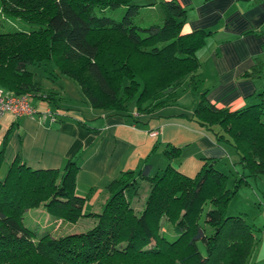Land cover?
Returning a JSON list of instances; mask_svg holds the SVG:
<instances>
[{
    "label": "trees",
    "instance_id": "16d2710c",
    "mask_svg": "<svg viewBox=\"0 0 264 264\" xmlns=\"http://www.w3.org/2000/svg\"><path fill=\"white\" fill-rule=\"evenodd\" d=\"M138 1L0 0L4 16L33 27L0 32V89L56 102L29 70L51 63L81 88L93 109L134 121V113L151 115L175 105L187 81L197 92V52L209 33L183 34L186 12L175 1L163 3L161 24L141 28L135 23L144 7ZM119 8L126 9L120 21L96 15ZM259 97V104L230 112L215 107L203 92L194 112L219 143L233 149L245 174L222 172L211 161L195 178L173 166L151 176L146 165L111 183L112 196L97 215L83 213L77 159L60 170H33L19 156L7 166L5 149L0 150V264H249L264 229L251 225L245 214L227 216V209L249 178L264 176V92ZM166 154L174 158L181 151L167 148ZM144 181L150 192L138 214L133 201ZM39 207L57 221L97 222L80 234H36L24 218ZM164 221L172 236L163 231Z\"/></svg>",
    "mask_w": 264,
    "mask_h": 264
},
{
    "label": "crops",
    "instance_id": "0c3cea01",
    "mask_svg": "<svg viewBox=\"0 0 264 264\" xmlns=\"http://www.w3.org/2000/svg\"><path fill=\"white\" fill-rule=\"evenodd\" d=\"M169 1L177 2L186 12L183 34L209 33L205 46L197 52L198 91L189 88L187 81L178 90L175 105L151 115L134 113V121L120 112L93 109L75 82L60 76L54 66L45 68L39 83L44 91L54 93L56 102L33 96L30 103L37 112L33 117L17 119L7 113L0 118V150L5 149L7 166L19 156L33 170H60L67 160L77 159L76 193L86 200V216L102 212L112 196L109 186L113 181L146 165H150L151 176L173 166L182 175L195 178L211 161L222 172L246 173L233 149L219 143L212 131L196 121L194 112L203 92L215 107L230 112L260 103L259 95L264 92V0L138 2L144 6L140 12L157 15L156 22L161 23L163 3ZM153 21L148 24L156 23ZM167 148L180 149L181 155L171 158ZM250 182L244 188H250ZM251 190V199L263 206L264 198L253 187ZM136 201L133 208L140 214L145 204L138 209ZM248 211L244 212L247 217ZM96 222L95 218L83 217L76 224H66L51 217L44 231L55 238L63 237L85 233ZM165 223L163 231L171 234L172 228ZM259 223L264 224V217ZM249 264H264V230L257 233Z\"/></svg>",
    "mask_w": 264,
    "mask_h": 264
},
{
    "label": "rangeland",
    "instance_id": "374dc122",
    "mask_svg": "<svg viewBox=\"0 0 264 264\" xmlns=\"http://www.w3.org/2000/svg\"><path fill=\"white\" fill-rule=\"evenodd\" d=\"M125 13H126L125 8H119L116 10H106L104 12L99 11V10L96 11V15L98 17L106 16V17L111 18L115 21L122 20ZM151 19L155 20L153 22H156L157 21V15H155V14L151 15V14H148V13L142 11L135 18V23L144 29H147L151 25H154V24H161L158 22L148 24L149 20H151ZM32 29H33V27L31 25H29L25 22H22V21H18V20H11V19L9 20L7 18V16H4L0 12V32H16V31L28 32ZM53 66L54 65L51 63H46V65H44V67H39V66L38 67H30L29 70L35 74V80L37 82H39L41 80L42 76L44 75V70H46V69L51 70V68ZM251 181H252V183L249 181L252 184L251 187H253L255 189V191L261 197L264 198V178L262 180L261 179L258 180V182H255L253 180H251ZM232 182H233V178H231L229 186H232ZM251 187L250 188H242L241 190H239V192L237 193V197L235 196L236 198L234 197L233 200L230 202V203H233L232 205H235L234 207H236V208H233V206L231 204H229L230 207L228 206L227 216H238L240 214L246 215L247 213H244V212L248 208V210H249L248 211V217H247L248 222L251 225L256 224L259 228L264 229V227L262 226L264 224L260 225V223H259L261 221V219L264 217V207H263L264 205L261 206V205H259L258 201H254L251 199L252 197H251L250 192L253 191V190H251ZM149 192H150V184L146 181L142 182L141 187H140V191H139V196L137 197V201H136V206H135L136 208L139 209L143 203L144 204L146 203ZM242 203H243L242 207H238V206H241ZM249 204H251V205H249ZM247 205H248V207L246 208ZM50 220H51V216L45 211V209L43 207H39V208L29 210L25 214V218H24L25 225L28 228H30L31 230L35 231L36 234L38 233L40 235H42L44 232H46V231H44V229L46 228V226L48 225ZM165 222L166 221H164L163 223H165ZM39 223L42 224L41 225L42 227L40 225H38ZM63 223H66V222H63ZM88 223H91V221ZM166 225L171 227V225H169V223H167V224L165 223V226ZM58 227H60V224L58 225ZM47 231H49V230H47ZM167 234L169 236H172V234H169V233H167Z\"/></svg>",
    "mask_w": 264,
    "mask_h": 264
},
{
    "label": "built area",
    "instance_id": "2783aa9c",
    "mask_svg": "<svg viewBox=\"0 0 264 264\" xmlns=\"http://www.w3.org/2000/svg\"><path fill=\"white\" fill-rule=\"evenodd\" d=\"M32 97L30 93L22 96H10L3 89H0V118L7 113L12 114L17 119L33 117L37 112L31 106L30 99Z\"/></svg>",
    "mask_w": 264,
    "mask_h": 264
}]
</instances>
